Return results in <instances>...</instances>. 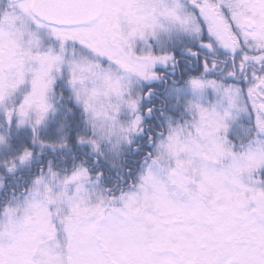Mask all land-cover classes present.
I'll return each mask as SVG.
<instances>
[{
	"label": "snow or ice",
	"instance_id": "snow-or-ice-1",
	"mask_svg": "<svg viewBox=\"0 0 264 264\" xmlns=\"http://www.w3.org/2000/svg\"><path fill=\"white\" fill-rule=\"evenodd\" d=\"M0 264H264V0H0Z\"/></svg>",
	"mask_w": 264,
	"mask_h": 264
}]
</instances>
